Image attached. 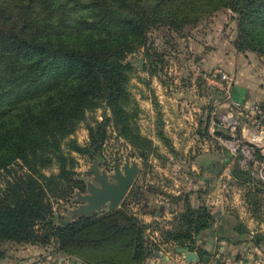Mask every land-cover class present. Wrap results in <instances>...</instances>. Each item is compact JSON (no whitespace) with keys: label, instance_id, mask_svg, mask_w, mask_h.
Instances as JSON below:
<instances>
[{"label":"trees","instance_id":"trees-1","mask_svg":"<svg viewBox=\"0 0 264 264\" xmlns=\"http://www.w3.org/2000/svg\"><path fill=\"white\" fill-rule=\"evenodd\" d=\"M220 9L237 17L234 47L264 57V0H0V170L20 162L29 172L27 184L19 182L4 200L0 195V243H48L51 235L39 236L35 228L50 226L63 254L72 258L81 245L90 247L92 255L79 254L80 264H141L159 252L145 243L149 224L139 218L143 195L134 185L115 212L101 218L59 220L43 196L53 182L73 175L66 172L61 142L85 111L104 98L116 119L123 116L119 101L129 71L123 62L148 31L178 28ZM125 119L126 140L145 148L150 142L129 126L127 112ZM90 134L95 150L101 136ZM70 149L80 151L74 143ZM256 158L262 159L258 152ZM52 164L59 172L48 177L42 168ZM190 194L184 199L186 232L172 240L204 263L207 253L197 239L215 220L206 206L190 205ZM129 199L139 207L132 216L122 208ZM233 233L238 240L225 239L239 245L249 232L239 224ZM104 247L108 252L98 254Z\"/></svg>","mask_w":264,"mask_h":264},{"label":"rangeland","instance_id":"rangeland-1","mask_svg":"<svg viewBox=\"0 0 264 264\" xmlns=\"http://www.w3.org/2000/svg\"><path fill=\"white\" fill-rule=\"evenodd\" d=\"M237 37V17L227 9L199 16L196 22L178 28L161 25L150 29L123 62L129 65L125 96L119 101L123 116L116 119L106 100L99 98L96 106L85 111L73 134L61 142L66 172L73 175H69L70 182L56 180L45 190L43 202L52 214L59 220L73 221L84 216L76 217L87 206L84 198L100 189L99 177L114 184L115 167L122 170L127 165L138 169L133 185L142 189L140 206H145L144 211L158 212L161 203L167 204L159 219L146 223L147 246L177 248L173 236L187 229L183 220L185 196L194 188L202 191L200 182L205 180L213 187L220 183L226 197L239 198L253 223L263 228L264 149L263 154L257 151L262 159L255 155L257 165L242 171L237 157L223 143L228 132L216 120V114L229 110L230 100L264 108V57L238 51L234 47ZM222 74L230 78V95L224 90ZM126 112L129 126L150 142L145 148L126 140ZM90 130L94 137L101 136L95 150ZM72 143L80 151L71 150ZM94 159L95 171L91 170ZM58 172L54 164L42 168L48 177ZM28 173L20 162L0 170L2 200L19 182L28 183ZM37 193L35 187L33 195ZM132 200L122 207L130 216L139 212ZM235 210H230L231 222L223 224V235L239 224L247 227ZM113 212L107 205L85 215L101 218ZM35 231L39 236L51 235L49 242H1L0 264H80L79 254L92 255L90 247L81 245L71 258L60 252L50 226L36 227ZM106 252L104 247L98 254Z\"/></svg>","mask_w":264,"mask_h":264},{"label":"crops","instance_id":"crops-1","mask_svg":"<svg viewBox=\"0 0 264 264\" xmlns=\"http://www.w3.org/2000/svg\"><path fill=\"white\" fill-rule=\"evenodd\" d=\"M238 102L246 107L253 104L252 102ZM194 169L196 170V168ZM200 183H203L202 191H197V188L190 190L189 203L194 208L206 206L215 220L211 228L205 230L197 239V246L207 253L205 262L200 261L196 252L193 253L196 254L197 261L187 262L184 255L176 251L178 248L172 250L171 246L165 249L160 246L159 252L153 253L151 258L141 264H264V240L258 245L255 244L259 238L264 236V227L260 228L259 225L253 223L254 218L249 211L244 210L239 198L226 197L220 183L216 187H213L208 180ZM166 205V203H161L158 212L145 209V214L139 215V218L145 223L151 222L153 219L157 220L161 217L160 211L164 210ZM232 209H236L238 220L246 223L249 232L245 241L239 245H231L225 239V237H230L233 240H238L237 234L233 233V228L228 231L227 235H223L224 231H222L223 224L231 222L229 213Z\"/></svg>","mask_w":264,"mask_h":264},{"label":"built area","instance_id":"built-area-1","mask_svg":"<svg viewBox=\"0 0 264 264\" xmlns=\"http://www.w3.org/2000/svg\"><path fill=\"white\" fill-rule=\"evenodd\" d=\"M222 81L226 83L224 90L229 94L230 78L222 74ZM230 95V94H229ZM216 120L222 129L228 132L223 140L232 156L237 157V164L242 171H248L249 166L257 165L255 155L257 151L263 154L264 149V111L258 104L249 107L238 101H229V110L217 116ZM244 139V140H243Z\"/></svg>","mask_w":264,"mask_h":264},{"label":"water","instance_id":"water-1","mask_svg":"<svg viewBox=\"0 0 264 264\" xmlns=\"http://www.w3.org/2000/svg\"><path fill=\"white\" fill-rule=\"evenodd\" d=\"M137 173L138 169L135 166L129 167L126 165L122 170L116 166L115 175L113 176L115 180L114 184L107 183L105 177H99L98 180L101 184L100 189L92 190L91 194L84 198L87 202V206L83 212H80L76 217L78 218L82 215L90 214L93 210L100 209L107 205L110 211L116 210L130 190ZM176 251L183 254L187 262L197 261L196 254L189 252L186 248H178Z\"/></svg>","mask_w":264,"mask_h":264},{"label":"flooded vegetation","instance_id":"flooded-vegetation-1","mask_svg":"<svg viewBox=\"0 0 264 264\" xmlns=\"http://www.w3.org/2000/svg\"><path fill=\"white\" fill-rule=\"evenodd\" d=\"M96 168H97V165H96ZM96 168H95V169H93V167H91V170L95 171V170H96Z\"/></svg>","mask_w":264,"mask_h":264}]
</instances>
